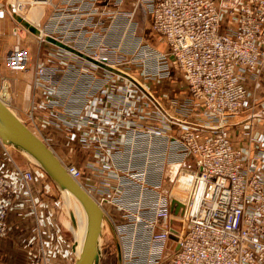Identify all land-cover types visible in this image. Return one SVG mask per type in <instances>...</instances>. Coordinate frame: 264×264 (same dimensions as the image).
Returning <instances> with one entry per match:
<instances>
[{
  "label": "built area",
  "instance_id": "obj_1",
  "mask_svg": "<svg viewBox=\"0 0 264 264\" xmlns=\"http://www.w3.org/2000/svg\"><path fill=\"white\" fill-rule=\"evenodd\" d=\"M249 1L241 5L217 0L0 1V19L7 14L16 18L18 6L24 9L46 2V9L52 4V26L43 27L41 21L44 34L37 36L59 55L68 53L79 60V69L69 64L68 57L57 63L62 61L70 69L39 68L41 93L49 98L44 85L53 84L63 102L57 96L51 105L48 99L38 106L59 107L54 112L56 128L68 124L70 142L79 143L90 155L86 167L99 166L105 175L90 191L96 188L102 205L109 198L122 212V223L115 226L123 264H264V131L256 135L255 126L258 118L264 121L260 112L264 108V0ZM137 5L146 9L166 50L138 34ZM225 16L238 25L222 31ZM106 24H113L112 32L120 37V44L127 45L125 52L111 46L101 30L108 29ZM125 54L142 64L143 78L127 66L118 68L126 65L120 62ZM7 59L12 69L22 70L28 54L17 45ZM87 63L95 66L91 75L100 78H84ZM169 63L177 65L190 94L172 99V109L146 83L171 79ZM247 77H252V86ZM4 87L0 83V94ZM0 99L11 109L12 89L9 99ZM240 125L244 137L235 139L233 129ZM17 155L0 138V236L9 234L14 201L24 197L36 220L35 233L22 240L29 264H54L58 256L74 261L73 240L67 242L57 222L63 214L60 192L43 170L28 160L22 164ZM174 168L178 169L176 182L185 171L193 178L180 219L183 226L188 224L186 233L173 226L176 197L164 186L167 172ZM66 169L82 181L81 166L72 163ZM113 180L120 191H111ZM173 237L172 245L178 244V249L170 256Z\"/></svg>",
  "mask_w": 264,
  "mask_h": 264
},
{
  "label": "rangeland",
  "instance_id": "obj_2",
  "mask_svg": "<svg viewBox=\"0 0 264 264\" xmlns=\"http://www.w3.org/2000/svg\"><path fill=\"white\" fill-rule=\"evenodd\" d=\"M0 1H2L3 3H7V0H0ZM53 1L55 3L61 2V0H53ZM246 2L250 3L249 0H242L241 2H239V4L241 5ZM235 4L239 5L238 3H235ZM5 6L6 5L4 4L3 8H5ZM136 9H137L136 10L137 12H136L135 17L138 21V34L143 36L144 41L151 44L152 46L157 47V48L164 47L165 46L164 44L166 43L163 41L162 35L157 34L155 30L152 28L150 16L149 14L145 12L146 9H144V7L141 5H139V7L137 5ZM51 15H53L52 4L47 6L46 9L45 7L41 8L38 6L32 7V6L27 5L22 10V12L17 13L15 16H19L21 19L25 20L26 22L30 24H33L34 27L37 26L40 29L39 22L41 23V21H42L43 27L52 26ZM223 15H225V12H223ZM108 24H106L105 26H107ZM233 25L237 26L238 23L229 19V27L227 29H229ZM107 27L108 29L103 28L101 30L104 31L105 34H107V37L110 41L111 46L117 47V51H119V48H120L121 52H125V49H127V45L123 46V43L120 44L121 43L120 37L112 32V29H114L113 24L110 25V27L109 26ZM17 45H19L20 49L26 50L28 54L26 66L22 70L12 69L7 59V54L9 50L11 49L13 50L15 46ZM131 47H133L132 43H130V49ZM126 54H131V53H126ZM126 54L125 56H123L122 59H120L121 64H126V65H120L118 68L123 69L124 66H127L126 69L133 71L135 75L138 74L140 78H143L142 64L139 62H136L137 60H134L132 58L133 56H127ZM65 57H68V61H70L69 62L70 65H74L77 67V69H79L78 68L79 66L77 64V61L79 60L77 57L74 56L75 58H71L72 54H68V53L59 55L58 52L56 51V48L53 45L49 46L47 42H41L37 34H34L32 32V29L26 28L21 23V21L17 19V17L15 18L7 14L5 18L0 19V83L1 84L5 83L4 93H1L0 96L3 94V96L6 97L8 85L10 83L11 89H12V96H13V102L11 104V107H12L11 109L14 111V113L18 117L23 119L25 123H28L30 129L36 132L43 139H45L47 144L55 148L56 154L60 157V159L63 161L65 165L75 163L81 166L84 172V177L82 178V181L84 182L87 188L91 189V185L101 184L103 177L105 175L100 170H98L99 166L95 170H91L88 167H86L87 161L90 160V155L81 150L79 143L70 142L69 133H72V129H68V126H69L68 124L66 125V123L64 122L63 126L57 125V128H56V124L54 123V115H55L54 112H56L59 107L57 108L48 107L46 109H41L38 106L40 103L45 102L48 99H50L49 101L51 102L48 101V103L51 105V103L54 101V97L56 98L57 96H60L63 102L62 95L55 91L53 84L46 82V85H44L45 90L47 89L49 90V93H50L49 98L45 94L41 93L40 86L38 85L37 73H38L39 68H41V66L48 67V68H56V66H59L61 69L63 68L70 69V65L66 67V65L63 64L62 61L60 63H57V61L63 60ZM85 65L88 67L89 70L87 71L88 75L84 76V78H87L89 81H91L90 78L94 76L95 74L91 75L90 69L91 67H93L94 69L95 66L90 65V63H87ZM169 65H170V69L172 70L171 79H168L165 81H158V82L146 81V83L149 84V87L152 86L153 89L157 91V94L160 96V98H164L165 100L168 97L174 96L176 93L182 92V89H180L181 87L187 88L184 85L183 80L182 81L180 80L179 72H178L179 69H177L176 64L169 63ZM96 71L99 72L98 70ZM103 72L105 71L101 70V73ZM110 76H113V75H110ZM94 77L100 78L99 74H96V76ZM106 77H109V76L106 75ZM116 78L118 79V74L117 76H114L112 78V81H114ZM250 80H253L252 77H249L247 80V82L252 86L253 83ZM178 99H182V98H178ZM61 110H59L58 112H60ZM75 118H78L77 113L75 114ZM56 121L58 120L56 119ZM255 126H256V135H258L260 131L257 129L258 125L256 124ZM262 126H264V121H262ZM77 130L78 129H75V131ZM69 145H72L73 149H70ZM69 156L70 158L69 160H67ZM17 157H18V160L22 164H26L25 162L26 159L20 153H18ZM177 170L178 169L174 168L172 171L167 172V175H169V177L167 179V182L164 184V186H165V189L168 190L169 192L172 191V195H174V197L182 199L183 197H185L187 191L185 189H182L181 187H175ZM112 186H113L111 189L112 192L121 190V187L118 185L117 180L116 181L113 180ZM91 191L92 193H94V195L98 199L101 200L102 194L98 192L96 188L95 190L92 188ZM108 196L106 197L108 198ZM60 197H61V193H60L59 199ZM57 199L58 198H56V200ZM14 202L15 204L12 210L10 211L11 214H9L10 215L9 217H11L13 214L15 216H18L19 212L23 211V213H25L28 216V219L27 221H23V220L22 221L27 224H30V223H33V224L30 225L31 228H30V231H27L28 233L27 236H25L22 233L21 235L22 239L17 240L14 237L15 235L13 234V231H14L13 224L11 225L9 234L6 237L3 238L0 236V264H27L29 263V260H30V257H28L29 256L28 249L26 247L24 248L22 240L24 238H29L31 235L35 233V230H36L35 221L36 220L34 217L32 218V215H30L32 206L26 201L24 197L19 198L18 200ZM64 205L65 204L62 203L61 201L59 212L60 213L63 212V214L60 215V220H57V222L59 223L64 233L65 239L69 243L72 241L73 234H72V230H70V228L68 227L67 219H69V215L65 214L64 208H63ZM103 206L108 211V214H110L111 219L113 220L115 225L122 223L123 218H122L121 210L118 209L112 202H109V198L108 200L104 201ZM175 209L176 208H174V212H173V220H174L173 226L175 229H177L178 232L181 231L183 233H186L188 231L187 230L188 224H186L185 226L180 224V218L175 213ZM16 211H19V212H16ZM55 212H56V209H55ZM56 217H57V214H55V218ZM30 220H32V222ZM104 230H105V233H104V238H103V242H104L103 243V257L101 260V264H118L117 248H116L115 241L111 233L110 227L106 224ZM15 231H17L16 228H15ZM18 232H21V231L18 230ZM121 236L122 238H124L123 234H121ZM16 241H18V243H16L18 244L17 247H20L18 248V250L14 249L16 247L14 242ZM174 243H175V237H173L171 240L170 247L171 246L172 247L170 249V256H173L174 254H176L177 249H178L177 248L178 244L174 245L175 246L174 247L172 245ZM173 248H174V252H173ZM19 254L26 255L24 262L19 263L18 259L21 258ZM53 263L54 264H72L70 258L66 260L65 258L61 256H59L58 259L53 261ZM162 264H165V263H162Z\"/></svg>",
  "mask_w": 264,
  "mask_h": 264
},
{
  "label": "water",
  "instance_id": "obj_3",
  "mask_svg": "<svg viewBox=\"0 0 264 264\" xmlns=\"http://www.w3.org/2000/svg\"><path fill=\"white\" fill-rule=\"evenodd\" d=\"M21 21V19H18ZM33 31V30H32ZM62 47L77 53L78 55L94 61L84 54L75 51L61 43ZM97 63V61H94ZM110 70L111 67L107 66ZM10 85V83H9ZM10 92V91H9ZM4 93V89L3 92ZM10 94L6 96L8 99ZM0 138L12 146L23 157L39 166L51 178L60 191L64 204L69 211V217L74 226L73 253L74 264H101L103 257V245L101 239L104 236L105 225L110 227L118 253V264H122V251L114 224L102 209L101 205L77 182L67 171L65 165L56 155L54 150L38 137L6 104L0 99ZM70 195L76 197L82 205L85 213V229L82 237L78 234V226L73 206L69 203ZM67 203V204H66ZM176 208L175 213L184 211V205L176 199L172 202Z\"/></svg>",
  "mask_w": 264,
  "mask_h": 264
},
{
  "label": "bare ground",
  "instance_id": "obj_4",
  "mask_svg": "<svg viewBox=\"0 0 264 264\" xmlns=\"http://www.w3.org/2000/svg\"><path fill=\"white\" fill-rule=\"evenodd\" d=\"M45 3L46 2H42V3H37V4H34V5H32V7L33 6H38V7H41V8H43V7H45L46 5H45ZM17 8V7H16ZM16 10H18V11H20V12H22V10H23V7H20L19 8V6H18V8L16 9ZM17 11V12H18ZM16 12V13H17ZM20 12H18V13H20ZM17 17V19H21L19 16H16ZM21 23L26 27V28H28V29H32L33 31V33L34 34H38L39 35V32H41L40 33V35L42 36L43 34H44V31L42 30V28H41V23L39 22V27H40V29H41V31H40V29L37 27V26H33V24H30V23H28V22H26L25 20H23V19H21ZM43 37V36H42ZM50 42H54V39L53 38H50ZM173 60H174V58H172ZM197 79H198V77L195 75V74H192V80H194V81H197ZM10 91V92H9ZM8 93L11 95V85H8V89H7V95H8ZM6 95V96H7ZM1 97L4 99H6V97L5 96H3V94L1 95ZM10 97V96H9ZM9 99V98H8ZM12 110V109H11ZM13 111V110H12ZM14 112V111H13ZM33 131V130H32ZM34 132V131H33ZM38 137H40L44 142H45V139H43L41 136H39L36 132H34ZM46 143V142H45ZM12 147V146H11ZM13 148V147H12ZM50 148H52V147H50ZM53 150H54V152L56 153V151H55V148L53 147L52 148ZM57 155V154H56ZM25 159H26V157H24ZM60 158V157H59ZM26 160H28V159H26ZM61 160V159H60ZM29 161V160H28ZM62 161V160H61ZM33 166H35V167H37V168H39V169H41L39 166H37L36 164H34L33 162H32V160H30L29 161ZM63 162V161H62ZM64 164V163H63ZM65 165V164H64ZM68 165H65V167H67ZM41 170H43V169H41ZM44 172V171H43ZM45 173V172H44ZM46 174V173H45ZM47 175V174H46ZM47 177H48V175H47ZM179 180L175 183V187H181L182 189H185L186 191H187V193H186V195H185V197H183L182 199H179V198H175L177 201H179L181 204H183L184 205V211H185V209H186V205H185V201H186V199L188 198V194H189V191H190V189H191V185H192V175H191V173L190 172H184L183 174H181L180 176H179ZM48 180H51L50 179V177H48ZM77 182H79V184L101 205V207H102V209L105 211V213L109 216V218H110V220L112 221V223L114 224V222H113V220L111 219V216H110V214H108V211L105 209V207L100 203V200L94 195V193H92V191H90V189L89 188H87L86 187V185L84 184V182H82V181H79V180H76ZM53 182V181H52ZM55 185V184H54ZM180 188V189H181ZM187 188V189H186ZM179 199V200H178ZM174 200V199H173ZM61 201H62V203H64V201H63V198H62V196H61ZM69 202H71V203H69V204H71L72 206H73V211H74V214H75V216H76V221H77V226H78V228H77V230H78V234H79V236L80 237H82V235L84 234V229H85V213H84V209H83V207H82V205L79 203V201L76 199V197H74L73 195H70V199L68 200ZM67 204V203H66ZM63 208H64V212H65V214L66 215H69V211L67 210V208H66V206L64 205L63 206ZM184 211H182V210H180L179 211V213L177 214L178 216H179V218L180 219H182L183 218V215H184ZM11 214V213H10ZM9 221H10V217H9ZM67 222H68V227L70 228V230H72V234H74L75 232H74V226L72 225V222H71V219H70V217H69V219H67ZM11 223V222H10ZM114 229H115V231H116V233H117V235L119 234V231L117 230V228H116V226H115V224H114ZM104 233H105V230H104ZM74 236H75V234H74ZM73 236V237H74ZM103 238H104V236H103ZM103 238L101 239V241H102V245H103ZM119 238V237H118ZM119 242H120V245H121V251H122V260H123V247H122V244H121V241L119 240ZM72 247L73 246H71V250H72ZM72 252H73V250H72ZM74 254V253H73ZM59 258V256L58 257H56L55 259H53L52 260V263H53V261H55L56 259H58ZM74 261H75V255H74ZM27 264H29V263H27ZM122 264H123V262H122Z\"/></svg>",
  "mask_w": 264,
  "mask_h": 264
},
{
  "label": "crops",
  "instance_id": "obj_5",
  "mask_svg": "<svg viewBox=\"0 0 264 264\" xmlns=\"http://www.w3.org/2000/svg\"><path fill=\"white\" fill-rule=\"evenodd\" d=\"M218 2H222V1H225V2H230V3H238V2H241L242 0H217ZM223 21H222V26H221V30L222 31H225L228 27H229V21L228 19L225 17L222 18ZM164 41V40H163ZM165 46L164 47H160L158 49L160 50H166L167 49V46L166 44H164ZM177 66V65H176ZM179 77H180V80L182 81V77L181 75L179 74ZM182 89V92L180 93H176L174 96H171V97H168L166 100L168 101V107H170L171 109L175 107L174 103L172 102V99H178V98H185V96H188L189 95V90L187 88H180ZM186 93V94H185ZM181 94V95H180ZM184 94V95H183ZM261 114L264 116V108L260 110ZM244 117L238 119V122L243 120ZM263 121V120H262ZM262 121H261V118H258L257 119V122L256 124L258 125V130L259 131H264V126H262ZM244 132H245V129H244V125H240V126H236L234 129H233V135H234V138L235 139H242L244 137ZM62 158V157H61ZM70 156L67 158V160H69ZM16 212H19V211H16ZM28 219V216L23 213V211L19 212L18 216H15L14 214L10 217V222H11V225L13 224V228H14V231H13V234L15 235L14 237L18 240V239H22L21 235L22 233L27 236V231H30V228L33 223H30V224H27L23 221H27ZM23 220V221H22ZM32 222V220H30ZM22 227V228H21ZM15 228L17 229V231H15ZM18 230H20L21 232H18ZM26 232V233H25ZM72 240L74 241V238H73V235H72ZM18 241L14 242V244L16 245V247L14 249L18 250V248L20 247H17L18 244ZM73 246V244H72ZM23 247V245H22ZM19 256H21V258L18 259L19 263L20 262H24V259L26 258V255L24 254H19ZM73 257H74V254H73ZM72 264H74V261H72Z\"/></svg>",
  "mask_w": 264,
  "mask_h": 264
}]
</instances>
